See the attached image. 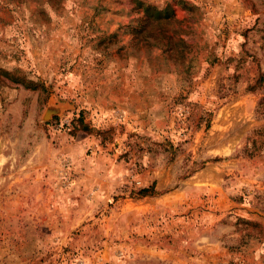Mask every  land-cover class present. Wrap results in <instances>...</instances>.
<instances>
[{
  "label": "rangeland",
  "instance_id": "374dc122",
  "mask_svg": "<svg viewBox=\"0 0 264 264\" xmlns=\"http://www.w3.org/2000/svg\"><path fill=\"white\" fill-rule=\"evenodd\" d=\"M263 98L264 0H0V264H264Z\"/></svg>",
  "mask_w": 264,
  "mask_h": 264
},
{
  "label": "trees",
  "instance_id": "16d2710c",
  "mask_svg": "<svg viewBox=\"0 0 264 264\" xmlns=\"http://www.w3.org/2000/svg\"><path fill=\"white\" fill-rule=\"evenodd\" d=\"M145 8L146 12L143 19L132 29L134 42L138 44L140 42L150 43L151 40L160 41L162 45L169 48V45H173L172 35L169 34V30L172 27V17L166 11L160 9H153L149 6ZM177 42L183 44L180 40ZM261 107L264 109V98L259 103L258 109L261 110ZM260 149H264V129H258L253 132V136L249 140L248 145L245 146L243 153L248 157H252ZM151 190L142 189L139 194L146 196Z\"/></svg>",
  "mask_w": 264,
  "mask_h": 264
}]
</instances>
